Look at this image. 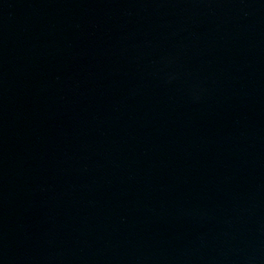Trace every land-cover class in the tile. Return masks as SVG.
Listing matches in <instances>:
<instances>
[{
	"label": "water",
	"instance_id": "water-1",
	"mask_svg": "<svg viewBox=\"0 0 264 264\" xmlns=\"http://www.w3.org/2000/svg\"><path fill=\"white\" fill-rule=\"evenodd\" d=\"M0 264H264V0H0Z\"/></svg>",
	"mask_w": 264,
	"mask_h": 264
}]
</instances>
